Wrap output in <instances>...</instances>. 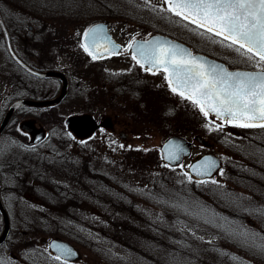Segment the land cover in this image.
<instances>
[{"label": "rangeland", "instance_id": "rangeland-1", "mask_svg": "<svg viewBox=\"0 0 264 264\" xmlns=\"http://www.w3.org/2000/svg\"><path fill=\"white\" fill-rule=\"evenodd\" d=\"M147 1L151 0H0V9L14 40L50 39L56 41L55 44L63 41L70 48L73 41L83 38L90 24L110 19L121 28L120 24L124 23L128 28L147 33L159 30L184 39L195 52L221 59L231 68L264 67L254 59H248L246 54H242L243 50L237 52L235 46H229V41L175 16L164 1L159 0L160 4L155 0H152L154 3ZM35 45L38 44L27 48L37 49L40 57L42 53L39 51L44 48ZM16 47L21 50L20 46ZM0 59L6 71L0 92L6 112L13 100L30 96L35 85L43 80L40 82L18 69L5 51L2 54L1 47ZM30 59V62L45 68L82 65L71 57L45 63L38 62L35 56ZM97 65L85 63L83 69L91 72L95 79L100 77L99 85L105 82L110 87L115 86L107 76L104 79L102 73L100 76L97 74L103 64ZM108 65L116 68V73H119L116 75L121 79L124 75L131 76L138 67L134 62L127 63L121 58ZM166 76L158 74L154 77L155 81L163 80L166 91H171ZM150 99L144 100L146 111L134 113L133 109L131 116L143 114L145 119L150 116V121L160 120L164 124L176 119L186 127L207 118L199 106L182 96L172 94L169 98ZM73 100L76 98L71 93L66 101L72 103ZM135 104L137 101H133V108H136ZM69 107L65 104L63 108L52 111L56 114L51 112V140L70 136L65 127L66 118L83 112ZM113 114L111 110L108 115L111 117ZM120 114L123 118L131 117L124 111ZM27 117L28 114L21 111L17 113L1 138L0 150L4 146L9 151L1 162L5 163L4 167L10 164L16 169L23 167L30 183L40 179V173L50 183L42 187L37 183L34 188L26 189L20 187L16 176L13 178L11 168L3 170L4 200L11 214L12 227L7 241L0 246V254L8 259L9 264H264V252L247 247L232 234L242 227L264 235V215L245 210V207L264 206V129L240 128L212 118L209 134L212 151L224 160L223 174L219 172L215 178L218 183L213 184L212 179L203 183L186 180L187 163L173 170L155 166L148 173L127 174L133 182L132 198L120 188L104 190L101 185H94L92 180L91 184L87 181L80 184L79 175L86 174L80 169L76 143L67 149L61 147L60 142H53L52 155L55 153L57 156L47 160L38 158L37 172L28 170L35 167L34 161L29 159V155L37 158L35 151L26 157L13 153L19 150L12 139L20 122ZM138 123L133 124L136 131L140 128ZM161 131L155 130L147 142L142 143V139L135 141L133 137L128 142L130 145L159 148L163 141ZM124 146L119 145L117 149L121 156L124 155L121 152ZM32 171L34 174H29ZM121 179L116 183H126V177L121 176ZM13 187L19 191L12 190ZM98 214L100 219L96 218ZM227 220L232 222L228 227L219 224L225 225ZM2 230L0 216V234ZM55 237L73 242L80 250V259L67 263L52 256L43 241Z\"/></svg>", "mask_w": 264, "mask_h": 264}, {"label": "flooded vegetation", "instance_id": "flooded-vegetation-1", "mask_svg": "<svg viewBox=\"0 0 264 264\" xmlns=\"http://www.w3.org/2000/svg\"><path fill=\"white\" fill-rule=\"evenodd\" d=\"M161 1L165 2V0ZM147 2L152 3L153 1L151 0ZM154 2L160 4L159 0H155ZM180 18L183 19L182 17ZM100 22H105L108 24V32L118 44L116 46H119V51H112L108 53L107 50H111L110 48H100V52L104 55L102 57H97V59H92V57L89 56V54L82 47V45L85 44L84 38H79L78 40L73 41L72 44H70V48H68L69 45L67 43L62 41V43L58 42V44H55L54 42L56 41H51L50 39L47 41L43 39L36 40V38L32 40H14V34L9 28L15 50L26 63L39 71H59L64 74V79L67 80L66 94L63 99L58 103L46 104V102L57 98V96L61 94L62 90L64 89L65 80L61 77L38 78L31 76L40 82L42 80L43 81L42 83H37L35 85L32 90L33 94L21 99L34 100L39 104L29 106V108L19 109L14 113L15 116L16 113L21 111L23 114H28V117L27 119H24L22 122H20L17 131L12 136V139L14 140L13 145L19 150V152L13 153L22 154L26 157V154L35 151L37 158H33L32 155H29V159L30 161H34L33 165L35 167H29L28 170L30 169L31 171V169H34L37 172L36 169L40 165L38 158L40 160L52 158L53 142H60V146L67 149L71 148L74 143H76V147H78L77 159L79 160V164L81 163L80 169L82 172H85L83 174H86L85 176L79 175L78 181L80 184L84 181L90 183L92 180L94 185H101V188H104V190L114 191L120 188L125 191V195L133 198V182L131 181V177H128L127 174H130L131 176L132 172H134L136 175H140L142 172L148 173V171L156 168L155 166L162 169L165 168L173 170L184 165V163L189 165V162L198 155L212 151V148L206 147V145H211V136H209V134L211 133L212 129V121L210 117H207L206 120L199 121V124H196L195 122V124H191L189 127H186L181 126L176 119H171L167 121L166 124H164L161 123L160 120L155 121V119H151L150 121V118H148L150 116L145 119L143 114H136L137 117L131 116L130 111H133V109L134 113L145 110L144 107L146 103L144 100L147 97L148 99L153 97L158 100L163 99L164 97L169 98L172 94L178 95L172 91H166L163 80L161 82L159 80L155 81L154 76L158 74H166L164 70L151 71L146 66L142 67L140 63H137L138 60L136 58L133 59L135 56L132 51L134 43L137 40H146L154 34H164L175 39L178 38L171 34L163 33L159 30L156 32L147 33V31L143 32L141 29L128 28L125 27L126 24L124 23L120 24V26H123V28H121L118 27L115 22L110 21V19L96 21L90 24L89 27ZM88 28L85 30V32L88 30ZM30 30H32V28ZM183 41L189 44L188 41ZM34 44H38L35 46H39L40 49L44 48L39 51L42 53L40 57H38L36 53L37 49L32 50L31 48H27L28 46L33 47ZM17 45L21 47V50L16 47ZM0 47L2 54L4 51L6 52L5 40L1 31ZM34 56L37 61L39 60L41 63L64 60L71 57L72 60H77V62L82 63V65L78 64L68 67L65 66L62 69H57V67L45 68L44 66H38L30 62V58H34ZM120 58L127 63L134 62L139 68L135 67L137 71L132 72V74H130L131 76L123 74L125 77L121 79L116 75L119 74L116 73V68L108 65ZM85 63L98 64L97 66L103 64V67L99 69L97 74L100 76L102 73V77L104 79H106L107 76L108 81H114L116 85H112L110 87L105 82L104 84L99 85L98 82L100 81V77H96L95 79L91 72L86 70V68L83 69V64ZM16 67L21 70L20 67ZM74 68L76 69L75 71H73ZM70 69L73 70L71 71ZM5 72L6 71L3 61L0 59V92L3 90V79L5 77ZM45 80H48V82ZM53 87L54 90L52 89ZM160 87H163V89ZM169 90H171L170 87ZM71 93L73 97L76 98V100H73L72 103H68L66 99L71 95ZM16 100L18 99L13 100L10 105H12ZM133 101H137V104H135L136 108L132 107ZM65 104H67L68 107L70 106L69 108L71 110L79 109L83 112L75 115L72 114L66 118L65 126H67V131L71 133L70 136H60L58 138L59 140H57V137H54L53 140H51V116L52 113L56 114L52 111L59 110L61 107L63 108ZM4 109V98L3 95L0 94V124L5 116ZM26 109L29 111L26 112ZM111 110L114 112V114L109 117L108 114ZM120 111H124L129 117L131 116L130 119L126 117L123 118L121 114L119 115ZM71 118H74L78 121L77 131L74 130L73 127H71L68 123V120ZM138 121L140 128L136 131L134 130L136 127L133 124L137 123ZM8 128L9 127H7V129ZM157 129H162L161 136L163 137V141L161 145H159V148H150V146L141 147L140 144L130 145L128 142L129 140L132 141L130 139L132 137L135 141L142 139V143L145 141L147 142V139L151 138L154 134L153 132ZM28 130H31L33 133L28 132ZM6 131L0 135V141ZM174 136L183 137L188 142L192 143L191 157L185 159L184 162L177 167L168 166L165 163L161 153L162 144L167 139ZM198 136L202 137V140H198ZM62 143L64 145H62ZM119 145L126 146V149L124 148L125 146L123 149H121L122 154H124L123 156L120 155V150H117ZM198 148H201L202 150L198 151ZM8 152L9 151H6L4 146L0 150V174L2 176V184L3 176L5 174L3 170L6 168L8 171L9 168L13 170V178L15 176L17 177L15 180L19 181L20 187L30 189L34 188L37 183H39L40 187H42V185L46 186L48 183H50L42 173H40L38 176L40 179H35L30 183L26 180V175L28 174H25V172L23 173V167L16 169L13 164L4 167L5 163L1 162V158H4ZM117 155L119 156V159ZM42 163L46 164V162ZM19 166L22 165L19 163ZM15 171L18 172L19 177ZM20 171L22 175L20 174ZM29 174H34V171L30 172ZM121 176L126 177L127 181L125 180L126 183L123 184H117L116 182L121 179ZM93 184L92 186L94 187ZM12 190L19 191V189L15 187H13ZM28 200L33 202L31 199ZM79 200L80 199H78V201ZM99 217V214L96 215V218L100 219Z\"/></svg>", "mask_w": 264, "mask_h": 264}, {"label": "snow or ice", "instance_id": "snow-or-ice-1", "mask_svg": "<svg viewBox=\"0 0 264 264\" xmlns=\"http://www.w3.org/2000/svg\"><path fill=\"white\" fill-rule=\"evenodd\" d=\"M165 3L176 16L222 37L237 52L243 50L248 59L264 65V0H165ZM88 35L86 32L85 37ZM82 47L92 59H97L87 44ZM141 55L151 68H162L171 91L199 106L204 116L211 112L236 127L264 129V67L251 72H229L215 65L205 67L191 53L159 43L152 46L151 55L145 56L143 50ZM172 158L178 159L175 155ZM215 166L212 161L204 173L197 171V175L208 174ZM219 171L223 174L222 168ZM185 176L192 179L187 173ZM211 182L218 183L215 179ZM245 210L264 215V206ZM232 234L247 247L264 252V235L242 227ZM0 264H9L2 254Z\"/></svg>", "mask_w": 264, "mask_h": 264}, {"label": "water", "instance_id": "water-1", "mask_svg": "<svg viewBox=\"0 0 264 264\" xmlns=\"http://www.w3.org/2000/svg\"><path fill=\"white\" fill-rule=\"evenodd\" d=\"M0 28L3 32V36L6 43V48L8 50L9 55L11 58L19 65L21 66L25 71L28 73L37 76V77H61L65 78L62 73L55 72V71H46V72H40L32 69L29 67L26 63L22 61V59L16 54L12 41L11 36L9 33V30L2 18V15L0 13ZM89 35L87 37L84 36L85 44L89 46V49L96 54L97 57H102L104 54L100 52V48H110L111 50H107L108 53L110 52H118L119 46L114 39L111 37L110 33L108 32V24L105 22H100L92 25L88 31ZM95 41V45H94ZM163 44L166 47L169 48H175V49H183L186 53H191V56L196 58L198 62L203 64L205 67H211L213 65L217 67H222L226 69L229 72H251V71H258L259 69H230L226 63H224L221 60H218L216 58H213L209 55L203 54V53H194L191 49V47L181 41L174 40L169 36L165 35H153L150 38L146 40H137L133 47L132 51L136 58L140 61L141 64L144 66H147L151 68V65L144 63V57L141 55V51H144V55L148 56L151 55L152 52V46L155 44ZM151 70L155 71L156 68H151ZM64 89L62 90L61 95L53 100L48 102V104L51 103H58L60 102L63 97L66 94L67 89V81L64 79ZM37 102L30 101V100H18L14 102L9 110L6 112L4 119L2 120V123L0 125V134L4 131L6 128L9 119L13 112L20 108L27 105H36ZM212 116L215 117L214 113L209 112ZM86 118V117H84ZM218 119V118H217ZM221 120V119H219ZM224 121H227L224 119ZM68 123L71 127H73L74 130H78L77 123L78 121L74 118H71L68 120ZM30 133H33L31 130H29ZM162 151H163V158L164 161L169 163L172 166H176L181 164L185 158L190 157L192 152V145L186 141V139L178 136H174L169 138L164 144L162 145ZM173 155L177 156L178 159H173ZM210 158V159H206ZM212 161H215L216 166L210 170L208 174L204 175H197V171L204 173L206 167L212 163ZM222 167V161L221 159L216 156L213 153H208L205 155H202L201 157H198L196 160L192 161L189 165V173L192 177L195 179H206V178H212L215 176V174L219 171V169ZM0 189H1V176H0ZM0 213L2 214L3 218V231L0 235V245L4 243L6 240L9 231H10V218L8 216V213L2 203L1 195H0ZM46 242V241H44ZM49 248L52 254L56 255L57 257L69 261L74 262L77 261L80 258V254L76 247L72 245L70 242L60 239V238H54L49 241ZM69 252L71 254H69Z\"/></svg>", "mask_w": 264, "mask_h": 264}, {"label": "trees", "instance_id": "trees-1", "mask_svg": "<svg viewBox=\"0 0 264 264\" xmlns=\"http://www.w3.org/2000/svg\"><path fill=\"white\" fill-rule=\"evenodd\" d=\"M2 192L4 193V190L2 189ZM217 223H219V222H217ZM230 223H232L231 221H229V220H227V222L225 221V225H223V223H219L221 226H226V227H228L229 226V224ZM3 246V245H2ZM126 264H129V263H126Z\"/></svg>", "mask_w": 264, "mask_h": 264}]
</instances>
